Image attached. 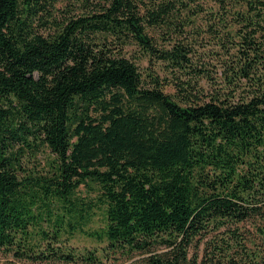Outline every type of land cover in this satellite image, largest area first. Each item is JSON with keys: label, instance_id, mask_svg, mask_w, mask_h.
Wrapping results in <instances>:
<instances>
[{"label": "trees", "instance_id": "16d2710c", "mask_svg": "<svg viewBox=\"0 0 264 264\" xmlns=\"http://www.w3.org/2000/svg\"><path fill=\"white\" fill-rule=\"evenodd\" d=\"M135 253L264 264V0H0V255Z\"/></svg>", "mask_w": 264, "mask_h": 264}, {"label": "rangeland", "instance_id": "374dc122", "mask_svg": "<svg viewBox=\"0 0 264 264\" xmlns=\"http://www.w3.org/2000/svg\"><path fill=\"white\" fill-rule=\"evenodd\" d=\"M147 65V60L143 59L140 63V66L142 70H145V66ZM157 68L159 65H156ZM166 90H173V88L168 85L166 86ZM81 192H85L84 187L81 188ZM73 245L76 247H79L80 249H85V248H94L98 246V243L92 239L83 237V236H77L73 241ZM146 257V254H141V253H135L132 258H121L119 259L116 263H111V264H143V259ZM0 264H13L12 262L9 261L8 258H5L0 255Z\"/></svg>", "mask_w": 264, "mask_h": 264}]
</instances>
